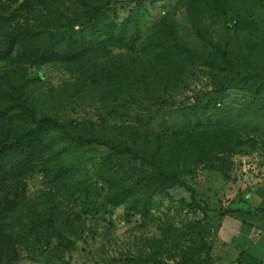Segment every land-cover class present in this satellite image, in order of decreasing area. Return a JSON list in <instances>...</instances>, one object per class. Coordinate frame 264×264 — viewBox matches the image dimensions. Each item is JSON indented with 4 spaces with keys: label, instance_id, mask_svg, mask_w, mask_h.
<instances>
[{
    "label": "rangeland",
    "instance_id": "1",
    "mask_svg": "<svg viewBox=\"0 0 264 264\" xmlns=\"http://www.w3.org/2000/svg\"><path fill=\"white\" fill-rule=\"evenodd\" d=\"M89 1L31 7L24 0H1L0 16L10 18L14 30L36 31V45L45 48L72 33ZM220 1L222 10L205 8L204 0H144L143 55L106 48L73 64H32L19 54L0 61V143L40 121L50 146L44 165L0 191L1 224L11 238L0 264H226L219 221L233 209L228 200L237 204L264 189V136L249 131L248 141L241 130V145L220 154L225 174L201 167L182 174L149 209L109 200L125 185L143 182L147 172L141 161L109 145L131 143L132 137L151 140L159 130L146 131L139 118L162 98L177 104L205 89L210 71L203 64L212 50L222 53L231 44L243 69L264 71V3ZM135 3L116 0L109 9L124 17ZM241 9L248 14L245 30L237 24ZM181 41L191 52L184 68L157 47ZM258 97L264 99V92ZM240 99L236 92L231 101ZM93 137L109 145H93ZM63 147L69 150L58 152ZM62 161L66 171L58 169Z\"/></svg>",
    "mask_w": 264,
    "mask_h": 264
},
{
    "label": "trees",
    "instance_id": "2",
    "mask_svg": "<svg viewBox=\"0 0 264 264\" xmlns=\"http://www.w3.org/2000/svg\"><path fill=\"white\" fill-rule=\"evenodd\" d=\"M1 1V0H0ZM51 0H24V5L48 4ZM87 1V0H85ZM136 1V0H135ZM144 0L129 5L133 11L124 17L111 12L109 6L116 0H90L84 13L72 24V33L61 34L45 48L36 45V31L12 29V20L0 16V61L19 54L32 64L47 62L75 63L83 57L106 48H115L143 55L144 37L141 35L140 6ZM201 1V0H200ZM264 3V0H258ZM203 2V1H202ZM220 0H204L205 8L224 9ZM223 15L226 10H223ZM239 30L248 20L246 9L236 11ZM77 28V29H75ZM229 45V47H228ZM227 43L228 50H212L203 66L208 69V86L193 93L177 104L160 99L153 107L146 108L144 129L157 128L156 134L139 141L109 145L93 137V145L108 144L115 153H123L141 161L147 168L145 180L125 185L120 191L109 196L110 203L129 202L135 208L149 209L156 195L162 198L165 185L177 184L182 174H192L198 168H217L225 174L220 154H228L241 145L238 134L250 137V132L264 136V71L243 69L234 58V46ZM159 50L176 59L180 68L188 65L190 45L181 41L177 45L160 44ZM218 49V48H217ZM189 50V51H188ZM262 75L259 77L258 75ZM241 93L238 102H232V95ZM0 114H4L0 109ZM48 132L39 121L36 128L18 135L7 137L0 143V191L19 185L40 164L46 163ZM246 143L242 142V145ZM63 147L58 152H65ZM216 161V163H214ZM67 162L62 161L58 169L66 171ZM113 186L109 177L103 179ZM16 183V184H13ZM112 188V187H111ZM20 188L16 193L20 195ZM111 192V191H110ZM109 192V194H110ZM142 192V193H141ZM2 202L0 200V218ZM227 209L224 213L231 212ZM11 238L0 219V259L6 253Z\"/></svg>",
    "mask_w": 264,
    "mask_h": 264
},
{
    "label": "crops",
    "instance_id": "3",
    "mask_svg": "<svg viewBox=\"0 0 264 264\" xmlns=\"http://www.w3.org/2000/svg\"><path fill=\"white\" fill-rule=\"evenodd\" d=\"M221 216L218 240L226 264H264V189H255Z\"/></svg>",
    "mask_w": 264,
    "mask_h": 264
}]
</instances>
